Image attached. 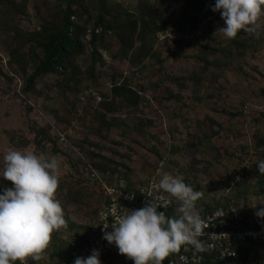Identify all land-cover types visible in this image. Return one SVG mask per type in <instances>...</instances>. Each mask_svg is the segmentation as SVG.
<instances>
[{"label":"rangeland","instance_id":"obj_1","mask_svg":"<svg viewBox=\"0 0 264 264\" xmlns=\"http://www.w3.org/2000/svg\"><path fill=\"white\" fill-rule=\"evenodd\" d=\"M23 1L27 13L16 17L15 23L24 30L37 29L36 9H41V2ZM119 1L131 10L136 5V0ZM48 2L51 3V0ZM214 16L220 25L214 30L212 40L207 39L204 32L205 22L211 16L201 14L198 15L200 31L197 33L182 34L175 28H166L157 34V47L163 52V68L159 69L155 59L136 69H128L123 62L124 65L118 64L125 72L124 77L138 91L141 103L136 116L126 117V125L113 127L104 138H100L89 134L90 116L84 111L87 106L98 107L101 94L108 93L111 86L110 58L108 53L103 52L105 66H97L98 84L88 82V85L84 83L80 86L84 91L75 97V107L69 116L65 135L72 139L86 137L95 144L92 149L127 164L133 171L130 176L132 182L160 179L165 174L179 175L195 191L203 193L195 206H214L216 202L223 206L233 204L252 223L262 219L255 213L264 207L257 203L264 200V186L244 175L242 168L256 160V138L264 137V34L254 45L255 48L246 50L242 56H222L224 64L217 67L209 65L201 73L202 62L197 58L206 51L205 46L209 47L207 58L212 60L231 40L219 30L225 26L220 12L216 11ZM261 23L264 33V17ZM2 32L0 30V66L5 74L13 76V80L9 82L0 74V172L3 156L9 149L31 150L57 159L59 187L56 197L63 206L65 216L74 225L73 228L67 225V228L56 231L55 237L53 233L49 247H66L76 232L83 230L81 226L91 224L95 211L102 203V192L97 181L89 178L83 167L72 158L77 148L70 146L69 141L58 139L53 146L44 137H37L38 129L44 126H49L52 136H58L53 111L63 115L67 105L55 87L58 78L54 74L37 78L35 87L27 93L21 91L24 75L8 68L6 37L10 33L6 35ZM189 39L196 44H189ZM165 40L166 46L163 45ZM111 41L115 44L114 40ZM31 66L27 65V73ZM173 77L180 79L174 81ZM167 89L177 99H171ZM125 111L114 114L125 119ZM206 117L215 121L213 128L217 133L209 141L197 143L200 122ZM142 119L150 123L140 130ZM60 128L63 130V127ZM100 176L111 183L126 182L117 175ZM4 180L0 176V185ZM68 189L83 190L79 202L71 200ZM236 194L239 196L236 197ZM257 244L264 246L262 242ZM255 249L256 246L252 251ZM53 250L55 252L56 248ZM52 258L57 259L49 252L44 253V258L35 261V264H53ZM252 259L253 262L264 263V248L256 257L253 254Z\"/></svg>","mask_w":264,"mask_h":264},{"label":"trees","instance_id":"obj_2","mask_svg":"<svg viewBox=\"0 0 264 264\" xmlns=\"http://www.w3.org/2000/svg\"><path fill=\"white\" fill-rule=\"evenodd\" d=\"M40 2L41 9H36L38 28L24 30L15 23V18L27 13L26 3L23 0H0V30L6 35L10 33L6 37L9 56L7 65L11 71H17L24 75L21 91L27 93L35 87L37 78L54 74L58 78L55 87L67 105L64 107L65 114L63 115L59 116L57 111H53L58 136H52L49 126H44L38 129L37 137L42 136L55 146L56 141L60 139V136H63L66 142L69 141L70 146L77 148V152L72 158L78 163L77 165L83 167L89 178L92 179L93 172L108 174L109 177L117 175L126 182H114L116 185H125L128 190L136 189L138 183L130 180L133 171L127 164L92 149L91 147L95 144L86 137L73 139L66 137L65 129L69 126V116L75 107V97L80 91H84L83 86L80 87L84 83L86 85L88 82L98 84L97 66H105L103 52L108 53L111 86L108 93L101 94L102 100L98 107L87 106L85 108L84 112L90 116L87 129L89 134L104 138L105 133H108L113 127H118L121 124L126 125V117L138 114L141 99L138 91L131 86V81L124 77L125 72L118 67V64L123 62L128 69H136L143 68L147 61L155 59L159 63V69L163 68V52L157 47V34L166 28H175L182 34L197 33L200 31L199 14L211 16L205 22L204 32L205 37L212 40L214 30L220 25L218 18L214 16L216 11H212L215 0H136V5L132 10L119 0H51V3L48 0H40ZM176 16L177 18H175ZM13 22L12 28H9ZM260 33V37L257 39L244 31L239 32L234 39L229 41L226 48L218 51L212 60H208L206 51L209 47L205 46L206 51L201 52L204 56L202 54L197 58L202 62L200 72L203 73L209 65L217 67L224 64L222 56L227 58L234 57L233 54L242 56L246 50L255 48L256 42L263 38L262 28ZM111 40H114L115 44ZM173 42L181 43L179 40H173ZM166 43L167 40L163 45L166 46ZM188 43L193 46L196 44L191 39ZM28 64H32L29 73L26 72ZM16 68L17 70H15ZM0 74L9 82L13 80V76L5 74L1 66ZM179 79L172 78L174 81ZM166 92L169 93L171 99H177V96L171 94L168 89ZM122 110H126L125 113L128 115H125V119L114 114ZM147 123L150 121L142 119L141 126L136 127L140 126L138 129L141 130L142 126ZM213 125H215V121L210 117H206L200 122V135L196 136L197 143L209 141L217 133ZM60 127H63V130ZM255 155L256 160L243 167L242 171L247 177H252L256 181L255 183L264 186V174H260L257 167V163L264 160V137L262 136L256 138ZM71 163L74 164L73 161ZM242 182L246 181L242 180ZM7 187H12V184L10 181L4 180V183L0 185V194ZM81 193L83 190L68 189V194L74 202H79ZM218 206L220 204L216 202V205H206L205 208L211 209ZM238 210L241 212L240 208ZM65 218L67 225L73 228L74 224L69 221L67 216ZM244 218L245 221L241 225L244 228H258L264 223V218L252 223L247 221L246 216ZM81 227L84 230L89 225ZM53 233V237H55L56 231ZM81 238L80 233L76 232L73 240L77 242ZM257 243L259 242H253L243 248L242 253L248 255L249 251L256 246L254 251L256 257L261 248H264ZM70 247V242L66 244V247L51 246L45 250V253L49 252L51 256L57 257L56 260L52 258L53 264H55L70 257ZM54 248H56L55 252H53ZM236 248L239 249V247ZM35 261L29 258L26 262L35 264ZM15 264H20V262L16 261ZM202 264L219 263L213 259V256L206 255ZM252 264L264 263L255 261Z\"/></svg>","mask_w":264,"mask_h":264},{"label":"clouds","instance_id":"obj_3","mask_svg":"<svg viewBox=\"0 0 264 264\" xmlns=\"http://www.w3.org/2000/svg\"><path fill=\"white\" fill-rule=\"evenodd\" d=\"M212 11L220 12L225 26L219 30L226 38L234 39L244 31L259 39L264 0H215ZM58 167L55 157L31 150L9 149L4 154L0 176L12 187L0 194V264L43 259L53 232L67 228L65 211L56 197ZM257 167L264 174V160ZM157 187L179 202L177 216H166L164 211H157L162 205L150 201L121 215L111 226L104 217L103 238L134 264H163L184 245L204 250L198 237L206 226L195 206L203 193L186 184L183 177L168 174L162 176ZM257 203L264 205V200ZM255 215L264 218V207ZM109 227L110 232L106 231ZM74 264H101L99 251L93 249L87 257H76Z\"/></svg>","mask_w":264,"mask_h":264},{"label":"built area","instance_id":"obj_4","mask_svg":"<svg viewBox=\"0 0 264 264\" xmlns=\"http://www.w3.org/2000/svg\"><path fill=\"white\" fill-rule=\"evenodd\" d=\"M81 99L84 100V96ZM60 140H64V137L60 136ZM100 175L93 172L91 177L97 181L102 192L101 205L89 227L79 232L82 236L81 240L70 242V257L55 264H74L76 257H87L91 255L93 249L99 251L101 264H134L131 259L119 253L114 243L109 244L103 238L104 233L101 229L105 222L104 217L107 216V223L111 226L121 215L142 208L150 201L162 205L157 207V211H164L166 216L178 215L179 202L157 187L162 176L160 179L148 178L144 182H137L136 189L128 190L125 185L118 186L114 182H107ZM176 176L179 175L173 177ZM130 195L132 198H126ZM196 209L206 226L203 230L204 234L198 237L204 250L200 251L192 245H184L178 253L169 255L163 264H202L206 255L213 256L219 264L253 263V249L248 255L243 254L241 250L253 242L264 243V223L258 228L241 227L245 221L244 215L233 204L220 205L211 209H206L204 205L199 204ZM106 231L110 232L112 228L109 227Z\"/></svg>","mask_w":264,"mask_h":264}]
</instances>
